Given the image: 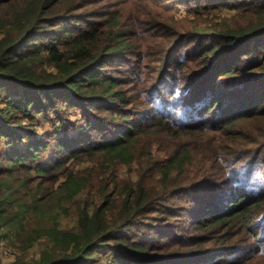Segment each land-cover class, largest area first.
Returning a JSON list of instances; mask_svg holds the SVG:
<instances>
[{
  "label": "trees",
  "instance_id": "1",
  "mask_svg": "<svg viewBox=\"0 0 264 264\" xmlns=\"http://www.w3.org/2000/svg\"><path fill=\"white\" fill-rule=\"evenodd\" d=\"M82 1L87 0L77 3L72 0H0V139H4L7 146L6 151L0 154V241L23 227V220L28 218L31 210L42 221L32 228L31 244L36 237L48 236L44 243L47 249L42 250L40 258L29 261L17 257L9 264H89L96 254L92 252L94 246L108 249L110 257L106 264H140L150 256L146 246L131 248L124 238L114 233L132 224L134 214L142 205L154 207L161 203L151 199L152 190L139 194L128 192L124 205L115 215H102L99 209L89 215L83 208L91 201H97L98 197L95 187L90 186L89 178L84 175L85 170L63 172L59 176L63 180L56 189L45 185L46 182L51 183L50 173L62 170L69 159L77 158L84 149H80L81 142L85 140L92 144L90 134L93 130H100V120L90 113L89 117L85 114L84 101L100 95V91L96 92L101 84L107 91L114 86L101 74L99 47L87 44L93 40L90 31L83 33L82 38H75L79 45L76 43L73 49L74 65L68 66V54L57 48L63 38L55 35V40L38 42L39 34L46 39L50 37L48 31L52 21H64L71 11L81 7ZM184 1L187 0L182 3ZM198 6L236 9L240 11L239 18L235 20L238 23L224 20L219 23L222 28L204 23L192 31L185 30L184 39L193 38L191 42L196 43L207 38L210 43L197 42L196 67L187 73L186 83L181 77L174 104H167L162 112L150 113L157 117H170L183 130H195L211 136V145L204 148L212 156H221L227 162L225 165L243 164L247 172L244 173L246 188L222 182L230 188L224 187L225 191L219 193L214 202L206 203L208 209L205 214L209 211L216 225H230L231 228L244 229L254 223H263L259 226L263 231L257 234V238L260 251H264V187L258 184L260 178L252 180L264 172V0H241L240 4L232 0H208L207 4ZM80 28L75 27L74 33H80ZM67 32L64 37L74 38V34ZM171 36L173 34L168 33L169 41ZM65 49L72 48L68 46ZM111 49H120V46L114 43ZM46 61L58 68V75L44 71ZM111 95L116 96L118 92L113 91ZM119 99L124 101L122 97ZM62 103L80 106L89 118L88 124L79 127L76 136H69L67 132L63 135L51 132L48 137L46 133L38 134L32 120L38 116L54 120L59 115L52 113L54 110L57 112ZM121 109L118 108L117 112ZM123 117V132L118 137L106 138V144L101 147L124 158L131 153L123 142L133 143L137 132L143 131L145 125L130 112ZM129 118L131 121L127 124ZM163 123L171 126L168 122ZM150 125H153V135L149 138H156L155 135L162 131L160 122H151ZM192 177L190 174L185 176L188 181ZM232 180L238 183L240 178L237 175ZM15 183H18L21 200L11 194V190H17ZM212 183L213 178L206 186ZM219 185L215 184L216 187ZM174 191H171L172 195ZM89 192H92V199L90 202L86 199L85 205L78 208L77 226L64 230L60 225H63L61 215L69 214V207L64 202ZM149 231L153 230L149 228ZM174 236L170 231L162 235ZM238 258L248 260L250 255L244 253ZM181 262L177 264H184Z\"/></svg>",
  "mask_w": 264,
  "mask_h": 264
},
{
  "label": "rangeland",
  "instance_id": "2",
  "mask_svg": "<svg viewBox=\"0 0 264 264\" xmlns=\"http://www.w3.org/2000/svg\"><path fill=\"white\" fill-rule=\"evenodd\" d=\"M72 1L77 3L79 0ZM182 1H82L81 7L71 11L64 21L51 22L48 31L51 33L50 37L46 39L38 35V42L55 40V35L63 38L57 48L68 54L69 66L76 63V59L72 57V54H75L73 49L78 43L75 38H82L83 33L90 31L93 40L87 41V44H90V47L97 44L99 47L97 51L101 56V74L105 75L106 81L114 85L107 91L101 84L100 90L96 92L98 94L100 91V95L92 96L93 99L83 103L85 114L89 117L90 113L100 120V130H93L90 134L93 143L83 140L80 149H84L78 157L69 159L62 170L52 171L49 175L51 183L49 185L46 182L45 185L56 189L63 180L59 177L63 172L73 170L78 173L85 170L84 175L89 178L90 186L95 187L97 201H91L92 192H89L64 202L69 207V214L61 215L63 225H60L64 230L77 226V211L85 205L86 199L91 202L83 210L89 215L95 213L96 209H99L102 215H115L124 205L128 192L139 194L152 190L151 199L161 202V205H142L134 214L133 223L114 233L124 238L127 246L131 248L146 246L150 256L140 264H177L181 261L184 264H264V251H260L257 238V234L263 231L259 227L263 223L255 224L253 221L255 225L252 224L248 228H231L230 225H216L209 211L205 214L208 209L206 203L214 202L217 195L225 191L224 187L230 188L222 182L227 181L231 186L246 188L244 173L247 172L243 164L225 165L227 162L221 156H212L207 148H204L211 145V136L195 130H183L179 128L180 125L170 120V117H157L150 113L162 112L167 104H174L181 77L182 82L186 83L187 73L196 67L194 58L199 54L196 49L197 42L210 43L207 38H202L196 43L191 42L193 38L184 39L187 34L185 30L192 31L204 23L207 26H218L224 20H229L232 24L238 23L235 20L239 18L240 11L236 9L198 6L200 3L207 4L208 0H187L184 3ZM232 1L235 4L241 2ZM77 26L82 27L80 33H74ZM85 28L86 31L83 32L82 29ZM67 31L74 34V38L64 37ZM168 33L173 34L171 41ZM114 43L119 44L120 49L112 50ZM68 46L72 49H65ZM85 47L89 48L87 45ZM43 69L46 73L58 75V68L47 61ZM37 71L42 72L40 69ZM113 91L118 92V95H111ZM119 97L124 98V101ZM124 104L126 105L122 107ZM118 108L123 109L118 113ZM127 112L145 126L143 131L137 132L133 143L123 142L131 153L123 158L121 154L101 146L106 144V138L120 136L125 128L122 123L123 116ZM52 114H58L59 117L49 121L46 117L38 116L32 120L38 134L46 133L47 136L56 132L63 135L67 132L69 136H76L79 127H85L89 120L82 108L74 103H62L58 111L54 110ZM130 121L129 118L127 124ZM155 121L160 122L162 131L155 135L156 138H149L153 135V125L150 124ZM163 122H168L171 126L164 125ZM59 125L66 127L61 126L59 129ZM166 128H169L167 132ZM5 143L4 139H0V154L7 149ZM186 174L193 176L192 179L188 181ZM237 175L240 178L238 183L232 180ZM256 177L261 179L258 184L264 187V172L252 180L255 181ZM212 178L214 183L206 186ZM215 184L220 185L216 187ZM15 186L17 190H11V194L15 199L21 200L18 183H15ZM172 190H175L173 195ZM254 194L256 195V192ZM157 220L163 221L157 223ZM38 222L42 221L34 216L31 210L28 218L23 220V227H19L8 239L0 241V264H9L17 257L29 261L37 260L43 255L42 250L47 249L44 243L48 236L36 237L32 244L29 240L32 228ZM149 228L153 231L150 232ZM169 231L175 236L162 237ZM230 249L233 250L232 253L226 255ZM92 250L96 254L89 264L108 262L110 254L107 248L94 246ZM58 253L63 255L62 252ZM244 253H248L250 259L238 258ZM214 254L217 255L216 258ZM132 261L135 262V259Z\"/></svg>",
  "mask_w": 264,
  "mask_h": 264
}]
</instances>
